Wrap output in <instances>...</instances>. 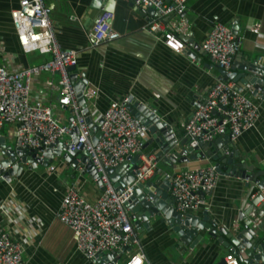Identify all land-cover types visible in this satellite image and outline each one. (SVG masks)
Returning a JSON list of instances; mask_svg holds the SVG:
<instances>
[{"label": "crops", "instance_id": "crops-1", "mask_svg": "<svg viewBox=\"0 0 264 264\" xmlns=\"http://www.w3.org/2000/svg\"><path fill=\"white\" fill-rule=\"evenodd\" d=\"M19 1L0 0V65L15 69L50 59L49 54L24 52L19 46L10 16ZM44 2L50 8L60 47L77 51V63L72 70L75 81L83 87L91 85L95 90L94 98L85 103L87 120L91 125L98 123L112 101L128 95L134 103L145 104L154 111L160 121L171 127L177 140L184 139L182 124L193 111V101L204 100L219 76L214 60L201 48L215 23H222L230 29L236 25L239 49L230 74L238 72L236 66L240 65V54L253 52L264 55V0H189L184 12L188 20L185 36L192 45L185 42V49L180 53L171 51L160 37L146 31V24L156 16L155 10L149 7L136 9L132 0H103L102 5L111 3L112 27L119 36L96 47H91L88 34L96 17L103 11L102 6L95 7L93 0ZM255 23L260 24L258 33L250 29ZM46 81H51L52 86H47ZM57 81L56 73H41L32 85L30 99L41 100L46 105L55 104L59 94ZM243 92L251 96L250 90ZM251 97L260 105L253 128L243 132L234 143L221 139L216 149L211 147L210 155L206 153L203 158L171 160L168 159L170 153L158 157L161 170L173 172L212 162L224 166L221 159L214 158L217 150L221 149H228L226 156L234 153L236 162L252 169L247 173L263 170L264 103ZM53 115L63 124H71L69 108L55 106ZM13 130L14 125L11 124H5L1 129L0 154L8 147L16 146ZM151 137L148 132L143 139V150L156 153L158 147ZM68 139L66 135L61 142ZM63 153L55 155L47 166L24 164L10 182L0 181V225L22 244L25 264H99L87 260L76 249L72 231L56 216L63 196L73 182L78 184L87 199L94 200L98 195L97 179L81 165L79 155L67 160ZM123 177V174L118 175L114 181L124 183ZM246 183L243 177L219 173L214 189L205 195L206 204L189 213L199 221L207 216L216 228L228 232L241 231L242 223L252 219L250 211L243 205L249 189ZM141 225L145 228L134 233L137 244L132 242L128 246L130 252L120 254L119 264H123L138 247L145 254L143 264H218L230 253L216 240L206 239V230L201 231L203 238L193 248L188 245L179 250L174 247L175 235L167 221L151 217L148 223L141 221ZM259 230L264 234V220ZM221 236L227 241L225 235Z\"/></svg>", "mask_w": 264, "mask_h": 264}, {"label": "built area", "instance_id": "built-area-1", "mask_svg": "<svg viewBox=\"0 0 264 264\" xmlns=\"http://www.w3.org/2000/svg\"><path fill=\"white\" fill-rule=\"evenodd\" d=\"M188 1L132 0L136 9L152 7L155 10L156 16L150 18L145 29L160 37L175 53L182 52L186 46L183 37L187 33L188 20L184 12ZM10 16L21 49L49 54L50 59L19 69L0 65V131L5 124L14 125L20 148L35 150L39 157L51 145L52 150L56 149L55 143L66 135L69 139L63 143L71 152L86 151L87 160L98 173V195L94 200L87 199L73 182L63 196L56 216L72 231L76 249L87 260L101 262L109 252L114 251L115 258L125 251L130 252L128 246L137 240L130 241L134 237V228L124 205L134 189L147 180H167L168 195L174 209L181 214L206 204L205 195L212 192L218 179L217 163L173 172L161 170L156 154L143 150V139L149 127L129 111L128 106L134 102L128 95L112 101L103 111L97 130H92L87 120V107L79 102L76 81L69 70L77 63V51L60 47L50 8L44 0H20ZM113 16L112 11L103 10L96 17L88 34L91 47L118 38V32L112 27ZM259 27L260 24L255 23L250 29L258 33ZM201 48L212 57L219 70L229 73L239 49V38L226 25L215 23ZM43 72L58 75L59 94L55 104L46 105L41 100L30 99L32 85ZM46 85L52 86L51 81H46ZM81 93L85 103L95 96L94 88L87 84ZM55 106L71 110L70 125L63 124L53 115ZM192 106L193 111L182 128L194 147L224 135L234 143L243 132L254 127L260 109L249 94L239 90L236 82L220 75L205 99L193 101ZM97 131L100 137L94 144L92 139ZM224 153H228V149H224ZM164 155L168 156V153ZM134 156H137L136 161L131 159ZM127 158L132 160L129 165L133 166V180L118 190L106 171L117 168ZM22 252V244L0 225V264H25ZM224 260L225 264H240L232 254H227ZM144 261L145 254L138 247L123 264H143Z\"/></svg>", "mask_w": 264, "mask_h": 264}, {"label": "water", "instance_id": "water-1", "mask_svg": "<svg viewBox=\"0 0 264 264\" xmlns=\"http://www.w3.org/2000/svg\"><path fill=\"white\" fill-rule=\"evenodd\" d=\"M103 3V0H93L95 7L102 6L101 9L110 11L112 8L111 3L108 2L107 5H102ZM149 9L154 10L152 7H149ZM235 27L236 25L232 26L231 29L234 34L236 33ZM183 39L189 45H192L187 36L183 37ZM239 61L240 65L236 66L238 72L230 74L224 70H219V75L236 82L241 91L250 90L251 96L263 100L264 103V55L261 56L248 52L247 54H240ZM74 68V66H71L69 70L72 71ZM71 76L74 79L76 78L74 74ZM75 87L78 91L79 102L85 105V100L81 93L83 86L79 85V82L76 81ZM128 109L132 115L139 118L142 123L149 127L148 131L152 135L151 141H154L158 147V151L155 153L157 157L170 153L168 159L171 160L186 161L197 157L203 158L206 153L210 155L211 147L216 149L218 141H221V139L228 140V137L224 135L212 142L202 143L198 147H194L190 145L186 137L182 140H177L173 136L171 127L165 122L160 121L158 115L154 111H151L147 105L134 103L129 105ZM99 123H101V119L97 124L91 125L89 123V125L92 130H97ZM99 137L100 132L97 131L93 136L92 142L95 144ZM19 141L16 146L12 148L8 147L6 151L0 154V181L10 182L11 177L16 172H19L24 164H28L31 167L37 164L47 166L55 155H61L64 151L62 156L67 160H71L73 156L79 155L81 165L99 183L98 173L87 160V153L84 149L79 153H73L63 142L58 141L55 143L56 149L52 150L53 145H51L42 157H39L35 150L20 148ZM217 151L214 158H219L224 163V166H218L219 173L243 177L246 179V185L249 187L243 205L247 211H250L249 214L252 219H246L242 223L241 231L228 232L223 228H216L207 216L203 217L202 221H199L191 213L181 214L177 212L166 191L169 182L163 179H160V182H155L153 179H150L138 185L134 189L130 200L124 205L130 213L134 233L140 232L143 227L145 228L144 225H141V221L145 220L148 223L151 217H160L162 220L167 221L169 227L172 229L176 239L174 247L179 250L184 248L183 246L188 245L190 248H193L203 238V232L201 231L206 230V239L212 238L221 243L230 250L229 254L236 257L240 264L264 263V234L259 233L260 224L264 220V169L252 172L251 174L247 173V170H250V168L242 162H236L233 158L234 153L226 156L222 149ZM131 159L136 161L137 156ZM129 160L130 158H127L117 168L106 171L112 183L115 182V177L121 174L124 175V183H114L118 190H121L123 186L133 180V166L129 165ZM260 176L263 178L259 179ZM240 214L243 215V213ZM198 232L200 233L197 234ZM222 234L225 235L227 241L221 236ZM134 239L135 236L131 237L130 241L132 242ZM114 255V251L109 252L105 255V260L99 262V264H114L118 262L120 256L115 258ZM218 264H225L224 258H221Z\"/></svg>", "mask_w": 264, "mask_h": 264}, {"label": "rangeland", "instance_id": "rangeland-1", "mask_svg": "<svg viewBox=\"0 0 264 264\" xmlns=\"http://www.w3.org/2000/svg\"><path fill=\"white\" fill-rule=\"evenodd\" d=\"M259 233H260V234H262V232H261V231H259Z\"/></svg>", "mask_w": 264, "mask_h": 264}]
</instances>
